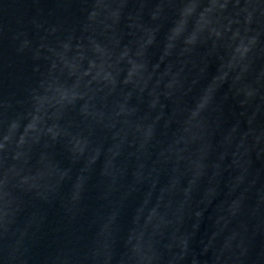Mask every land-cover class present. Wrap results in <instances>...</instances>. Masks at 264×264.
Wrapping results in <instances>:
<instances>
[{
    "label": "water",
    "instance_id": "obj_1",
    "mask_svg": "<svg viewBox=\"0 0 264 264\" xmlns=\"http://www.w3.org/2000/svg\"><path fill=\"white\" fill-rule=\"evenodd\" d=\"M0 264H264V0H0Z\"/></svg>",
    "mask_w": 264,
    "mask_h": 264
}]
</instances>
